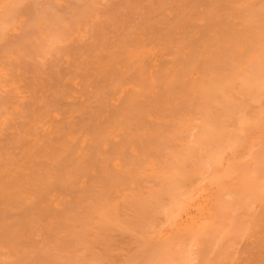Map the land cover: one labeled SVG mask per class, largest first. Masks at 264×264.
I'll use <instances>...</instances> for the list:
<instances>
[{
  "label": "bare ground",
  "instance_id": "bare-ground-1",
  "mask_svg": "<svg viewBox=\"0 0 264 264\" xmlns=\"http://www.w3.org/2000/svg\"><path fill=\"white\" fill-rule=\"evenodd\" d=\"M44 2L0 0V264H264V0Z\"/></svg>",
  "mask_w": 264,
  "mask_h": 264
},
{
  "label": "rangeland",
  "instance_id": "rangeland-1",
  "mask_svg": "<svg viewBox=\"0 0 264 264\" xmlns=\"http://www.w3.org/2000/svg\"><path fill=\"white\" fill-rule=\"evenodd\" d=\"M44 1H45V2H46V1L48 2V1H49V2H50V0H44ZM45 2H44V3H45ZM47 2H46V3H47ZM30 4H31V3L29 2V5H28V6H30ZM27 17H28V16H27ZM21 23H22V22H20V23L18 22V24H17V28L19 29L18 32L21 31V33H19L20 36H19L18 33L16 32V30H14L13 32H11L13 28L10 27L11 29L8 31V35L11 34V33L14 34V35L11 34V36L9 35V36H10V39L13 37V38L16 40L17 36L21 37V36L23 35V33H24V31H25V28H23V25H25V24L22 23V25H21ZM25 27H26V26H25ZM17 28H16V29H17ZM22 28H23L24 31L21 30ZM26 30H27V28H26ZM22 31H23V33H22ZM10 32H11V33H10ZM16 33H17V34H16ZM26 33H27V32H26ZM21 34H22V35H21ZM24 34H25V33H24ZM15 35H16V36H15ZM25 36H26V34L24 35V37H25ZM15 37H16V38H15ZM19 37H18L17 39H19L20 41H22V40H21L22 38H19ZM14 39H13V40L11 39V40L14 41ZM19 40H16L15 42L18 43ZM3 43H4V42L0 43V46H1ZM39 60H40V59H39ZM41 60H42V59H41ZM241 209H242V208H241ZM241 211H242V210H239V212H238V216H239V213H241ZM243 213H244V211H243L240 215H241V216L244 215ZM241 216H239V217L241 218ZM243 217H244V216H243ZM260 228L262 229V227H259L258 229H257V227L255 228V231H257V232H255V234H256V233L258 234L256 237H258V236L262 233V232H260V230H261ZM261 231H262V230H261ZM245 238H246V240H247V237H245ZM245 238L243 237L242 240H241V238L237 240L238 242H239V240H240L241 244H243V245H241L240 243L237 242V243H238V244H237L238 246L236 245L237 249H236V251H235V253H236L237 255L235 254V255H236L235 258L239 257V259L237 258V259H235V262L233 261V263H235V264H239V263L242 264L243 261H244L243 264H245V262H246V261H245V260H246V256H244V254H241V253H242V251H247V250L249 249L246 245H250V244L248 243V242H250V241L247 242V241L243 240V239H245ZM235 242H236V241H235ZM243 242H244V243H243ZM246 242H247L248 244L245 245ZM251 242H252V241H251ZM221 243H222V242H221ZM221 243H220V244H221ZM252 244H253V243H252ZM210 245L214 247V246L217 245V244L212 243V244H210ZM210 245H209L208 247L210 248L211 251H213ZM240 245H241V246H240ZM242 246H243V247H242ZM244 246H245V247H244ZM250 246H251V245H250ZM250 246H249V247H250ZM196 247L198 248V246H196ZM196 247H195V248H196ZM236 247L233 246L234 249H235ZM239 247H241V248H240L241 251H240V252H239V251L237 252V250H239ZM195 248H193V249L195 250ZM197 248H196L195 251L199 253V250L197 251ZM209 248H206L207 251H209ZM233 248H231V249H233ZM244 248H246V250H245ZM247 248H248V249H247ZM130 249L132 250V248H130ZM130 249H128V250L130 251ZM193 249H192V251H194ZM243 249H244V250H243ZM143 250H144V249H142L141 251H143ZM129 251H128V252H129ZM133 251H135V250H132L131 252L127 253V254H131V256L126 254L127 257H129V258L126 257L127 259H124V257H123V258L121 259V260L124 259V262L122 261L123 263H125V262L128 261V260H130V263H131V264L134 263V261L136 262V264H142V263H140L139 261L141 260V262H142V261H143L142 259H145V258H144L145 256H146V258H147V256L149 255V254L146 255V252L143 251V252H141V254H143V255L145 254V255L141 257V254H140V252H139L140 250H139L138 252H139V257H140V258L137 260L138 256H136V255H135L136 257L134 256V254L137 253V251L134 252V253H133ZM145 251H147V250L145 249ZM186 251H187V250H186ZM186 251H185V253H186ZM195 251H194V252H195ZM232 251H234V250H232ZM125 252H126V251H125ZM125 252H124V253H125ZM188 252H189V251H188ZM194 252H192V253L194 254V255H193V254H192V255H193V258L196 257V260L194 259V261H193V259H192L193 262L190 261L189 264H193L194 262H195L194 264H200L201 262H202V263H205V262H203L204 260H203V261L201 260V257H202V259H205V258H206V254H205L204 256H201V257H200V256L198 255V253L195 254ZM148 253H149V252H148ZM150 253H151V252H150ZM206 253H207V252H206ZM208 253H209V254L207 255L208 257L206 258V259H207V263H206V264H208V263L211 261V260H209V259H210V257L213 256L212 254H213L214 252H210V251H209ZM233 253H234V252H233ZM199 254H200V253H199ZM215 254H216V253H215ZM215 254H214V255H215ZM132 255H133V257H132ZM137 255H138V254H137ZM184 255H185V254H184ZM190 255H191V251H190ZM195 255H197V256H195ZM200 255H201V254H200ZM211 255H212V256H211ZM216 255H217V254H216ZM239 255H240V256H239ZM245 255H246V254H245ZM150 256H151V255H149L148 258H149ZM186 256H187V255H186ZM130 257H131V258H130ZM187 257H188V256H187ZM199 257H200V258H199ZM203 257H205V258H203ZM214 257H216V256H213V258H212V262H210L209 264H215V263H213V259H214ZM132 258H133V259H132ZM135 258H136V259H135ZM190 258H192V257L190 256ZM190 258H189V259H190ZM198 258H199V259H198ZM208 258H209V259H208ZM216 258H217V257H216ZM216 258H215V259H216ZM134 259H135V260H134ZM244 259H245V260H244ZM131 260H133V261H131ZM146 260L148 261V259H146ZM197 260H200V261H199L200 263H199ZM128 262H129V261H128ZM144 262H146V261L144 260L143 263H144ZM215 262H217V261H215ZM237 262H238V263H237ZM146 263H147V262H146ZM146 263H145V264H146ZM202 263H201V264H202ZM134 264H135V263H134Z\"/></svg>",
  "mask_w": 264,
  "mask_h": 264
}]
</instances>
